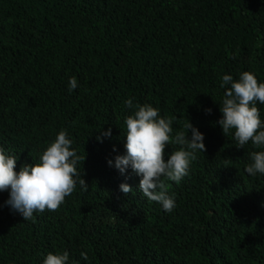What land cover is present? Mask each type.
Returning <instances> with one entry per match:
<instances>
[{
    "label": "trees",
    "instance_id": "1",
    "mask_svg": "<svg viewBox=\"0 0 264 264\" xmlns=\"http://www.w3.org/2000/svg\"><path fill=\"white\" fill-rule=\"evenodd\" d=\"M243 71L264 81V0H0V145L19 171L66 129L88 185L27 221L0 192V264L57 250L70 264H264V175L244 171L260 149L237 148L218 124L221 77ZM128 98L205 136L189 175L165 180L172 212L108 164L126 151Z\"/></svg>",
    "mask_w": 264,
    "mask_h": 264
},
{
    "label": "clouds",
    "instance_id": "2",
    "mask_svg": "<svg viewBox=\"0 0 264 264\" xmlns=\"http://www.w3.org/2000/svg\"><path fill=\"white\" fill-rule=\"evenodd\" d=\"M78 87L77 78L70 77L69 92ZM219 87L224 89L219 126L226 136L232 134L237 148L251 143L260 149L249 153L244 171L252 177L264 175V117L258 109V104L264 105V81L258 82L254 72L243 71L238 78L224 74ZM124 106L132 110L124 119L126 151L117 155L114 161L110 159L108 164L122 175L131 169L140 178L142 196L160 205L165 212H172L176 207V196L169 193L165 180L179 184L189 175L192 162L199 152L205 151V136L190 120L184 125L187 135L184 131L174 132L172 118L162 116L160 109L150 103L134 104L133 99L128 98ZM111 134V128L102 131L98 140L103 142ZM73 144L68 131L61 129L38 160L22 165L19 171L15 169L20 157L0 145V192L9 194L4 206L27 221L34 219L35 213L58 209L77 186L87 191L88 185L79 171L80 162L85 158L78 154ZM170 144L180 147L166 152ZM120 191L128 194L133 189L122 183ZM81 258L87 260V254L82 252ZM42 264H70V253L67 250L48 252Z\"/></svg>",
    "mask_w": 264,
    "mask_h": 264
}]
</instances>
